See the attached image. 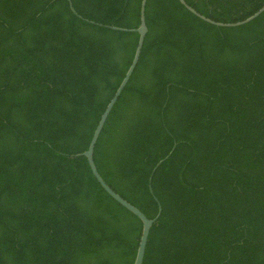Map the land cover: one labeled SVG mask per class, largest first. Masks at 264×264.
<instances>
[{"label": "trees", "instance_id": "obj_1", "mask_svg": "<svg viewBox=\"0 0 264 264\" xmlns=\"http://www.w3.org/2000/svg\"><path fill=\"white\" fill-rule=\"evenodd\" d=\"M140 25L142 0H71ZM236 23L264 0H185ZM139 62L94 150L149 219L143 264H264V13L235 28L147 0ZM69 0H0V264H134L142 221L82 156L139 35ZM172 155L156 169V165Z\"/></svg>", "mask_w": 264, "mask_h": 264}, {"label": "water", "instance_id": "obj_2", "mask_svg": "<svg viewBox=\"0 0 264 264\" xmlns=\"http://www.w3.org/2000/svg\"><path fill=\"white\" fill-rule=\"evenodd\" d=\"M179 2L188 10L190 11L192 14H194L195 16H197L198 18H200L201 20L215 25L217 27H227V28H235V27H239V26H243L245 24H248L250 22H252L253 20H255L256 18H258L262 13H264V5L253 15H251L250 17L246 18L243 21H239L236 23H220V22H216L202 14H200L199 12H197L192 6H190L185 0H179ZM70 3V7L72 12L80 19L91 23L93 25H98V26H105L93 21H90L88 19L83 18L81 15H79L77 13V11L75 10V8L72 5V1L69 0ZM146 5H147V0H142L141 1V6H140V25L138 28L136 29H126V28H120V27H115V26H105L107 28H110L112 30L115 31H123V32H134V33H138L139 35V39H138V44H137V48L134 54V58L132 60V63L128 69V71L125 74V77L123 78L121 84L119 85L118 89L116 90L113 98L111 99V101L109 102V104L107 105L104 113L101 116V119L94 131L93 137L91 139V142L89 144L88 149L81 154L82 156H85L88 160L89 166L91 168V171L95 177V179L97 180V182L99 183V185L104 189V191L111 196L117 203H119L121 206H123L124 208H126L127 210H129L131 213H133L135 216H137L143 223V229H142V233H141V238H140V242H139V246H138V250H137V255H136V259L134 264H143L144 262V257H145V252H146V247H147V243H148V238H149V234L151 231V228L153 226V224L158 220V218L160 217L161 213H162V207L159 206V212L156 218L154 219H149L140 209H138L137 207H135L134 205H132L130 202H128L127 200H125L122 196H120L117 192H115L106 182L105 180L102 178V176L100 175L97 166L95 164V160H94V150L97 144V141L100 137V134L104 128V125L111 113V111L113 110L115 104L117 103L118 99L120 98L122 92L124 91L125 87L127 86L130 78L132 77V74L139 62L140 59V55L143 49V45H144V41L146 38V35L148 34V27L146 25V15H145V10H146ZM176 144L173 147L172 151L170 152V154L165 157L164 159H162L161 161H159V163L156 165L155 169L153 170V173L150 177V191L151 194L154 196L155 200H157L156 196L154 195L153 189H152V177L154 172L156 171V169L158 167H160L174 152L175 148H176Z\"/></svg>", "mask_w": 264, "mask_h": 264}]
</instances>
